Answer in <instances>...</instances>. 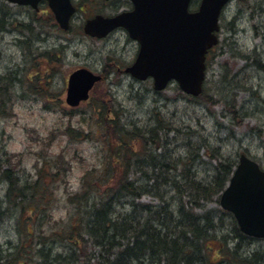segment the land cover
I'll return each mask as SVG.
<instances>
[{
	"label": "rangeland",
	"instance_id": "374dc122",
	"mask_svg": "<svg viewBox=\"0 0 264 264\" xmlns=\"http://www.w3.org/2000/svg\"><path fill=\"white\" fill-rule=\"evenodd\" d=\"M79 1L83 12L64 32L44 7L33 20L28 16L30 10L0 0V13L7 18L1 19L0 14V101L4 102L0 173L10 168L22 181H35L47 162L52 165L48 174H56L47 182L44 201L48 204L40 205L39 217L45 218L42 226L32 227L36 234L50 235L54 223L66 221L71 210L69 196L79 190L83 175L103 166L107 146L95 124L101 111L97 104L108 96L115 110L123 113L124 124L143 128L162 119L170 129L160 133L161 138L167 135L166 149L176 158L196 154L199 159L192 167L200 179L209 181L218 162L237 163L240 153L264 169V71L239 56L255 52L257 60L264 62V0L233 1L223 10L218 48L206 65L204 86L211 96L206 102L191 100L175 84L156 93L151 80L139 82L125 74L122 70L132 63L136 43L120 32L101 40L85 36L84 19L96 13L110 14L112 8L96 0ZM225 65L229 77L243 85L233 92L232 106L239 112L236 118L230 103L226 106L216 95ZM78 68L99 74L102 80L87 101L71 109L64 102L66 81ZM4 190L0 180V199ZM216 199L205 208L220 209ZM140 201L156 203L148 196ZM223 220L229 229L230 221ZM9 243L19 241L16 220L6 214L0 216V250ZM252 249L262 250L264 244L255 242Z\"/></svg>",
	"mask_w": 264,
	"mask_h": 264
},
{
	"label": "trees",
	"instance_id": "16d2710c",
	"mask_svg": "<svg viewBox=\"0 0 264 264\" xmlns=\"http://www.w3.org/2000/svg\"><path fill=\"white\" fill-rule=\"evenodd\" d=\"M28 14L34 20L36 13ZM217 48L208 52L206 65ZM252 53L239 56L264 71V62ZM222 69L216 95L226 106L230 103L236 118L233 92L243 85L229 77L226 65ZM206 93L203 86L198 97L185 96L206 102L211 98ZM99 109L95 126L107 146L106 160L83 175L79 190L69 196L66 221L54 223L50 235L36 234L32 227L42 226L45 218L39 217L40 205L48 204L47 182L56 176L48 174L52 165L43 162L35 181H22L10 168L0 173L5 184L0 216L15 218L19 241L0 250V264H264V249H252L264 240L242 234L230 213L205 208L225 188L235 161L218 162L209 181L200 179L192 167L196 154L176 158L166 149L167 135L160 133L170 129L162 119L143 128L124 124L109 96L97 104ZM145 196L156 203H142Z\"/></svg>",
	"mask_w": 264,
	"mask_h": 264
},
{
	"label": "water",
	"instance_id": "95a60500",
	"mask_svg": "<svg viewBox=\"0 0 264 264\" xmlns=\"http://www.w3.org/2000/svg\"><path fill=\"white\" fill-rule=\"evenodd\" d=\"M6 1L33 9L46 1L64 31L75 12L70 0ZM128 1L131 11L114 17L95 16L85 22L84 34L101 39L117 28L124 29L138 44L136 58L125 73L138 81L150 78L154 91H163L173 82L183 94L199 96L205 79V55L218 43L220 15L233 0H200L195 11H189L192 0ZM100 80L88 69L73 71L67 80L65 104L74 108L87 101ZM219 206L232 214L243 234L264 239V171L244 154L219 196Z\"/></svg>",
	"mask_w": 264,
	"mask_h": 264
},
{
	"label": "flooded vegetation",
	"instance_id": "af4514ba",
	"mask_svg": "<svg viewBox=\"0 0 264 264\" xmlns=\"http://www.w3.org/2000/svg\"><path fill=\"white\" fill-rule=\"evenodd\" d=\"M71 1V3H72V5L74 6V8H75V13H74V15L72 16V19H71V22L74 20V18H75V16L77 15V14H79V13H82L83 12V8H82V5H81V2L79 1V0H70ZM97 2H99V4H101V5H109V7H111L112 8V11H111V13L109 14H107V15H103V14H101V13H96V14H94L93 16H91L90 18H85L84 19V22H83V24L87 21V20H89V19H92L93 17H95V16H98V15H100V16H103V17H114V16H116V15H118V14H121V13H124V12H129V11H131L132 10V4L130 3V1H128V0H96ZM10 5V4H9ZM13 6H15V7H17V8H20V9H27V10H31V8L29 7V6H18V5H13ZM41 7H44L45 8V10L46 11H48V14L50 15V17L54 20V18H53V15H52V13H51V11H50V9H49V6H48V4H47V2H45V1H41L39 4H38V11H39V9L41 8ZM117 32H120V33H123L124 35H126V37L129 39V37H128V35H127V33H126V31L124 30V29H122V28H117V29H115L114 31H112L109 35H108V37L110 36V35H112V34H114V33H117ZM107 38V37H106ZM93 39H95V38H93ZM130 40V39H129ZM133 42V41H132ZM136 46H137V51H138V45L136 44ZM137 51H136V53H137ZM135 56H136V54H135ZM134 59H135V57H134ZM134 59H133V61H134ZM132 61V62H133ZM132 64V63H131ZM130 65V64H129ZM128 66V65H127ZM126 66V67H127ZM125 67V68H126ZM124 68V69H125ZM124 69L122 70V71H124Z\"/></svg>",
	"mask_w": 264,
	"mask_h": 264
}]
</instances>
